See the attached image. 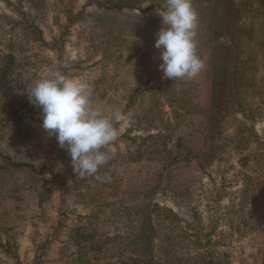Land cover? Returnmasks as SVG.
<instances>
[{
  "label": "rangeland",
  "instance_id": "rangeland-1",
  "mask_svg": "<svg viewBox=\"0 0 264 264\" xmlns=\"http://www.w3.org/2000/svg\"><path fill=\"white\" fill-rule=\"evenodd\" d=\"M219 2L192 0L206 67L174 81L167 0H0V264H264V0ZM55 71L130 114L103 181L25 93Z\"/></svg>",
  "mask_w": 264,
  "mask_h": 264
},
{
  "label": "clouds",
  "instance_id": "clouds-1",
  "mask_svg": "<svg viewBox=\"0 0 264 264\" xmlns=\"http://www.w3.org/2000/svg\"><path fill=\"white\" fill-rule=\"evenodd\" d=\"M157 13L162 27L156 33L155 47L161 49L163 77L174 81L196 78L206 64L197 50L198 14L192 0H167L166 9H157ZM221 42L231 43L223 37ZM128 83L135 89V76ZM92 91L88 80L55 71L35 77L25 93L41 109L42 128L70 155L73 171L82 178L95 176L103 181L107 178L97 175L98 170L115 155L114 145L130 114L118 109L111 117L105 115L93 104Z\"/></svg>",
  "mask_w": 264,
  "mask_h": 264
},
{
  "label": "trees",
  "instance_id": "trees-1",
  "mask_svg": "<svg viewBox=\"0 0 264 264\" xmlns=\"http://www.w3.org/2000/svg\"><path fill=\"white\" fill-rule=\"evenodd\" d=\"M217 1H218L217 4H219L220 3L219 0H216V2ZM220 44H221V42H220ZM238 109H240V107ZM12 165H14L15 167L26 168V169H29L31 171H33V169H35L31 164H29L27 162H16V163H12Z\"/></svg>",
  "mask_w": 264,
  "mask_h": 264
}]
</instances>
